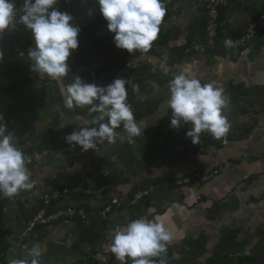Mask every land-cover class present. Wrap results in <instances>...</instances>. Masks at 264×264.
<instances>
[{
    "label": "rangeland",
    "instance_id": "rangeland-1",
    "mask_svg": "<svg viewBox=\"0 0 264 264\" xmlns=\"http://www.w3.org/2000/svg\"><path fill=\"white\" fill-rule=\"evenodd\" d=\"M14 3L19 9L23 0ZM57 7L72 15L80 28L79 47L68 62L71 71L58 80L41 79L34 72L14 106L0 107L7 130L30 157L27 168L35 182L31 191L13 200L0 197V235L11 233L7 249L0 250V264L25 258L34 242L52 241L53 248L44 249L57 255V250L68 248L73 264H109L115 227L144 216L159 218L173 234L168 264H234L239 260L242 224L230 222L239 219L243 201L230 188V168L243 163L254 167L258 157L230 158L236 136L232 125L227 143L204 132L196 145L186 136L191 124L179 130L171 127L168 84L178 71L163 72L166 43L157 40L148 53L129 54L115 47L114 33L108 31L96 0H58ZM222 27L212 37L205 25L208 44L199 49L213 56L243 51L248 42L226 46L230 30ZM247 35L231 41L243 42ZM32 47V33L23 25L6 31L0 37V51L9 50L11 57L0 61V76L10 69L31 68L27 52ZM77 76L102 87L118 78L129 80L127 102L141 129L133 143L127 142L123 126L116 131L124 140L99 145V153L66 142L67 135L91 126L85 121L95 115L87 106L69 110L64 105L66 88ZM137 84L138 92L132 90ZM224 115L230 121V106ZM251 173L236 172L233 177L241 185L258 179L257 167Z\"/></svg>",
    "mask_w": 264,
    "mask_h": 264
},
{
    "label": "clouds",
    "instance_id": "clouds-1",
    "mask_svg": "<svg viewBox=\"0 0 264 264\" xmlns=\"http://www.w3.org/2000/svg\"><path fill=\"white\" fill-rule=\"evenodd\" d=\"M99 12L107 21V29L114 33L116 48L129 54L148 53L158 39L160 27L167 14L165 0H96ZM58 0H23L17 8L14 0H0V37L17 25L30 30L34 47L27 52L32 62L31 71L42 79L64 78L71 71L69 59L79 47L80 28L73 17L61 12ZM231 40H225L231 46ZM21 57L24 53H20ZM3 53L0 52V61ZM129 80L118 78L106 87L86 83L80 77L66 88L64 105L67 109L88 107L92 116L85 126L65 137L67 143L80 146L85 152L99 153V145L111 144L119 137L117 129L123 126L127 142L141 135L132 106L127 102ZM169 99L173 129L191 124L186 136L194 145L199 144L202 133L227 143L231 123L224 115L230 97L216 81L202 84L186 72L174 74L169 81ZM138 92L139 85H132ZM30 157L17 145L13 132L7 130L0 115V197L15 199L21 192L31 191L35 182L27 168ZM174 236L159 220L147 216L133 219L126 225H117L111 238L110 251L119 264H168V246ZM42 245L34 242L25 258L13 259L10 264H41Z\"/></svg>",
    "mask_w": 264,
    "mask_h": 264
},
{
    "label": "crops",
    "instance_id": "crops-1",
    "mask_svg": "<svg viewBox=\"0 0 264 264\" xmlns=\"http://www.w3.org/2000/svg\"><path fill=\"white\" fill-rule=\"evenodd\" d=\"M167 8L157 39L168 45L167 50L162 51L164 74L176 68L178 73L186 72L202 84L218 82L225 93H230V123L236 133L230 143V158L253 155L259 159L254 167L243 163L230 168V188H234V196L243 201L242 210L237 212L239 219L233 217L230 224H242L238 239L241 247L235 244L239 248V260L234 264H264V34L248 41L243 51L213 56L199 49L208 43L203 13L194 2L178 0ZM260 13H264V4L231 0L229 9L222 12V29L230 30L231 40H241ZM251 128L258 132L237 134L252 131ZM256 167L258 179L238 185L233 174H252ZM52 242L42 245L41 264H73L68 248L57 250V255L52 249H44L54 246ZM109 255V264H119L116 259L110 262Z\"/></svg>",
    "mask_w": 264,
    "mask_h": 264
},
{
    "label": "trees",
    "instance_id": "trees-1",
    "mask_svg": "<svg viewBox=\"0 0 264 264\" xmlns=\"http://www.w3.org/2000/svg\"><path fill=\"white\" fill-rule=\"evenodd\" d=\"M3 59L11 57L9 50H2ZM34 72L31 68H14L5 71L0 76V106L4 107L5 110H10L17 99V97L25 91L29 86ZM11 233H4L0 235V250L7 249L6 238L10 236ZM110 262L115 260V256L110 253ZM258 264V262H256Z\"/></svg>",
    "mask_w": 264,
    "mask_h": 264
},
{
    "label": "built area",
    "instance_id": "built-area-1",
    "mask_svg": "<svg viewBox=\"0 0 264 264\" xmlns=\"http://www.w3.org/2000/svg\"><path fill=\"white\" fill-rule=\"evenodd\" d=\"M178 0H166L168 4H172ZM194 2V5L198 7L205 14V25L207 32L210 33L212 37H215L218 30L222 27L220 23V13L222 10L229 9L231 0H190ZM249 3L264 4V0H248ZM247 37L243 42H233L231 45H241L245 41L248 42L254 39L255 36H260L264 34V13L256 16L255 19L250 24L247 30Z\"/></svg>",
    "mask_w": 264,
    "mask_h": 264
}]
</instances>
